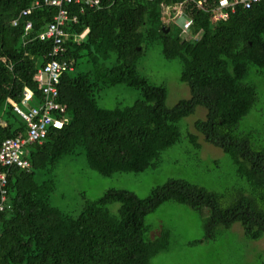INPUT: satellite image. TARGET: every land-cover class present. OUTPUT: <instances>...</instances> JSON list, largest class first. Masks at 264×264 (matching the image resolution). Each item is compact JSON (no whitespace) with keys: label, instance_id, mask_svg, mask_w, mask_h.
I'll use <instances>...</instances> for the list:
<instances>
[{"label":"trees","instance_id":"16d2710c","mask_svg":"<svg viewBox=\"0 0 264 264\" xmlns=\"http://www.w3.org/2000/svg\"><path fill=\"white\" fill-rule=\"evenodd\" d=\"M37 1L44 0H0V147L27 132L14 111L25 88L33 91L32 106L41 102L34 76L50 60L53 43L40 35L58 9L42 5L17 26L12 23ZM101 1L100 10L68 7L77 16L67 26L65 58L72 71L62 77L57 99L67 123L61 130L50 128L42 144L27 146L29 170L0 166L8 173L11 205L0 216V264H151L169 250L171 232L153 231L146 217L168 202L201 214L207 242L216 239L220 227L235 224L249 240L264 239V146L253 147L252 134L239 130L257 102L255 86L244 83L249 68L264 72V1L249 10L238 7L226 21L215 20L220 0ZM165 8L181 9L191 21L186 37L178 25H164ZM27 22L32 23L28 33ZM156 44L165 59L181 63L180 80L190 88V99L173 108L167 106V88L138 71L139 61ZM117 85L137 90L142 100L131 107L100 108L95 91ZM199 107L206 119L196 121L194 129L232 158L250 189L249 195L238 192L227 207L215 193L170 180L145 199L108 190L75 217L51 205L53 179L36 181L37 172L51 174L63 158L78 156L79 148L89 168L105 177L155 169L162 153L181 141L177 124ZM189 138L200 151L198 136ZM114 203L120 205L117 216L108 210Z\"/></svg>","mask_w":264,"mask_h":264},{"label":"rangeland","instance_id":"374dc122","mask_svg":"<svg viewBox=\"0 0 264 264\" xmlns=\"http://www.w3.org/2000/svg\"><path fill=\"white\" fill-rule=\"evenodd\" d=\"M164 25L173 24L182 28L187 36L191 22L181 9H164ZM200 35L197 36V39ZM141 76L155 85L167 88L168 108L191 97L190 88L181 82L182 65L178 60H167L162 55V46H150L138 63ZM244 83L255 86L257 102L252 113L241 123L240 132L252 134L253 147L264 146V72L250 66ZM100 108L114 110L133 106L142 100L140 92L117 85L95 91ZM33 103H31L32 105ZM206 110L199 107L196 112L177 124L181 133L178 145L164 151L155 169L142 173L115 174L105 177L91 170L85 152L79 148V155L63 158L51 174L37 172L36 181H55V192L51 205L62 212L78 216L86 202L100 199L108 190L128 191L140 199L147 198L153 189L170 180H181L206 189L221 197L224 207L230 205L238 192L249 195L246 181L238 177L233 160L221 149L206 143L204 136L194 129L198 120L206 119ZM189 134L198 136L202 145L196 150ZM120 205L108 206L109 212L117 216ZM203 217L185 205L168 202L146 217V225L154 231L167 229L171 232V244L167 252L152 259L151 264H264V239L253 241L246 238L240 224L232 228L220 227L214 241L204 240ZM151 238V234L147 235Z\"/></svg>","mask_w":264,"mask_h":264},{"label":"built area","instance_id":"2783aa9c","mask_svg":"<svg viewBox=\"0 0 264 264\" xmlns=\"http://www.w3.org/2000/svg\"><path fill=\"white\" fill-rule=\"evenodd\" d=\"M263 1L264 0H220L218 6L214 10L215 20L226 21L231 14L236 12L238 7L249 10ZM42 5L58 9V14L54 17L53 22L49 24L47 30L40 35L41 40H51L53 43L52 50L49 54L50 60L43 67L39 68L34 76L37 89L40 91L42 98L37 106H32L31 103L34 100L33 91L29 88H25L21 105L14 104V111L27 124V132L25 135L9 138L2 143L0 147V166L2 169L6 170L11 168L29 170L31 163L27 159V146L42 144L50 128L61 130L68 121L66 117H64L65 108L57 101L61 79L66 73L72 71L70 62L65 58L67 54L66 44L69 39L67 26L69 23H76L77 16L73 15L68 7L80 6L82 12L86 8L97 10L103 8L101 0L37 1L31 9L23 11L21 15L12 22L13 25L17 26L22 17H27L30 15L32 9L41 7ZM198 6L203 8L202 2H199ZM189 28L190 27H188V32ZM31 30L32 23L27 22L25 25L26 33ZM87 32L88 31H86L80 39H82ZM8 200V173L7 171H3L0 172V216L2 213L11 209Z\"/></svg>","mask_w":264,"mask_h":264}]
</instances>
